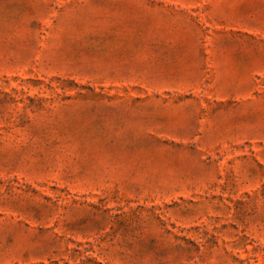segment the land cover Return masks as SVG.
Here are the masks:
<instances>
[{
    "label": "rangeland",
    "instance_id": "374dc122",
    "mask_svg": "<svg viewBox=\"0 0 264 264\" xmlns=\"http://www.w3.org/2000/svg\"><path fill=\"white\" fill-rule=\"evenodd\" d=\"M0 264H264V0H0Z\"/></svg>",
    "mask_w": 264,
    "mask_h": 264
}]
</instances>
